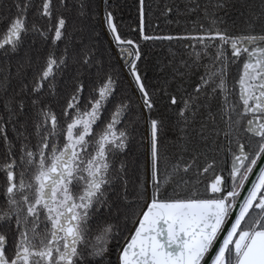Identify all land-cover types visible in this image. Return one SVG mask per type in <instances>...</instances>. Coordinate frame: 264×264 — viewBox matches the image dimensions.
<instances>
[{
	"label": "snow or ice",
	"instance_id": "obj_1",
	"mask_svg": "<svg viewBox=\"0 0 264 264\" xmlns=\"http://www.w3.org/2000/svg\"><path fill=\"white\" fill-rule=\"evenodd\" d=\"M134 3L136 39L119 30L117 0H0V264H111L112 225L94 234L90 223L111 211L109 191L135 225L117 264H202L210 251L211 264H264V0ZM230 8L236 31L220 15ZM101 11L135 97L117 98L111 58L85 23ZM151 15L179 30L150 34ZM141 41L167 42L161 88L141 74ZM141 119L149 160L129 199L126 166L114 161ZM161 221L169 244L183 236L175 254L157 239Z\"/></svg>",
	"mask_w": 264,
	"mask_h": 264
},
{
	"label": "trees",
	"instance_id": "obj_2",
	"mask_svg": "<svg viewBox=\"0 0 264 264\" xmlns=\"http://www.w3.org/2000/svg\"><path fill=\"white\" fill-rule=\"evenodd\" d=\"M7 2V0H5ZM120 4V11L117 13V22L119 25V30L122 35L126 37H131L133 39L138 38V29L139 20L136 12V5L134 0H117ZM182 5V0H179ZM254 3H258V0H253ZM221 16L227 20L229 26H232L233 20H235L236 27L233 28V31L241 28L242 20L239 17V12L236 8L228 9L227 15L224 12L220 13ZM101 15L96 17L95 20H87L86 24L90 26H94L95 33L93 34L95 37V44L98 47L100 54L104 57L105 64L107 65L109 62V57L111 58V65L113 70V75L118 77L119 79V92L118 99H123L124 93H127L129 98L135 97L138 95L136 92L134 84L131 83V77L129 76L127 70H125L122 66L121 60L116 57L112 46L107 40L103 27L100 24ZM169 19L174 20L175 17H169ZM180 28L183 27V21ZM146 30L152 34H159L161 32L168 31H178L179 28L175 23H168L163 17H159L158 15H151L146 22ZM2 32V29H0ZM143 48L145 58L139 61V66L141 70V74L145 77V83H147L150 89L161 88L162 81L166 78H170L171 69L164 68L162 70V65H167L169 60L171 59L170 50L167 46V42H140ZM115 46V45H114ZM39 47V44H37ZM172 51H180V46L173 44ZM2 60V58H0ZM179 57L177 58V62ZM196 71V70H194ZM202 71V70H200ZM233 73H235V69H233ZM198 79V75H194L192 80L195 81ZM179 84V78L177 80L172 81L171 89L175 90L177 85ZM16 86V82L13 81V87ZM186 86V85H185ZM11 90V89H10ZM90 90V88H89ZM163 95V92L160 93ZM140 111V110H137ZM163 111V109H162ZM145 117L147 113L144 114ZM105 118L107 119V114H105ZM199 119V118H198ZM146 124L143 119L135 122L131 128V136H130V145L126 150V153L123 156H118L114 165L119 166L120 162L123 161L126 166V178L129 181L128 184V197H131L134 194V181L138 183L140 179L146 178L145 168H146ZM99 131V129H98ZM176 131L168 127L165 133L162 135V141L168 145V151L174 152L176 151V147L172 144H168L169 141H173L176 139ZM193 145L197 148H202L204 145L198 139H194ZM163 151V149H162ZM211 175L210 173L208 174ZM115 187L119 190L120 184L115 185ZM171 185L165 188V194L170 191ZM185 195L187 193H184ZM109 199L112 202L111 211H102L98 215H94L90 221L94 234H99L101 230L107 227L109 224L112 225V238L108 244L109 252L106 255V259L111 262V264H117V252L118 249L122 246L124 239L127 238L130 233L132 227L134 226L131 222V213L127 211L130 205L125 204L122 200L118 199L115 192L109 191ZM128 216L129 219H125V216Z\"/></svg>",
	"mask_w": 264,
	"mask_h": 264
},
{
	"label": "water",
	"instance_id": "obj_3",
	"mask_svg": "<svg viewBox=\"0 0 264 264\" xmlns=\"http://www.w3.org/2000/svg\"><path fill=\"white\" fill-rule=\"evenodd\" d=\"M100 24H101L102 27H103V30H104L105 36H106L107 40L109 41L110 45L112 46V48H113V50H114V53L116 54V57H118V58L120 59L119 55L117 54V50H116L114 44L112 43L111 37H110V36L108 35V33H107V29H106V28L104 27V25H103L102 11H101ZM120 60H121V59H120ZM122 65H123V61H122ZM146 138H147V140H146V151H145V154H146V167H147L148 160H149V150H150V145H149V135H148V129H147V128H146ZM259 163H260L262 166H264V162H259ZM145 170H146V168H145ZM255 171H258V168H257ZM254 178H255V176L250 177L249 183L246 184L245 189L242 190V192H241V195H242V196H243L244 194H246V189H247V187L250 186V181H251V179H254ZM233 218H234V217H230L229 220L231 221V219H233ZM228 227H230V223H228V224L225 225V232L222 233L221 236L219 237L220 240H222L223 235L226 234V229H227ZM157 228H158L159 230H161V235L158 236L157 239H158V241L161 242V244L164 246V250H165V252H172L173 254H175L176 252L180 251V247H179V245H180V240L183 239L182 234H181V237L177 240V243H175V244H169L168 241H167V234H166V231H165V229H166V225L163 223V221L158 222ZM134 230H135V225L132 227L130 233H134ZM130 233L127 235V236H128V237H127L128 239H130ZM123 243H124V242H123ZM122 246H123V244H122ZM122 246L120 247L119 250H122ZM217 246H218V243H217ZM117 253H118V252H117ZM212 254H214V253H212V252L210 251L209 255H207V256L205 257V261L202 262V264H211V255H212ZM117 261H118V254H117Z\"/></svg>",
	"mask_w": 264,
	"mask_h": 264
},
{
	"label": "flooded vegetation",
	"instance_id": "obj_4",
	"mask_svg": "<svg viewBox=\"0 0 264 264\" xmlns=\"http://www.w3.org/2000/svg\"><path fill=\"white\" fill-rule=\"evenodd\" d=\"M121 62H122V60H121Z\"/></svg>",
	"mask_w": 264,
	"mask_h": 264
}]
</instances>
